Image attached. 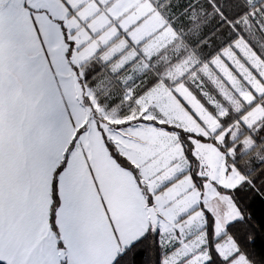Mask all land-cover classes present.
Segmentation results:
<instances>
[{
	"label": "snow or ice",
	"instance_id": "1",
	"mask_svg": "<svg viewBox=\"0 0 264 264\" xmlns=\"http://www.w3.org/2000/svg\"><path fill=\"white\" fill-rule=\"evenodd\" d=\"M0 264H264V0H0Z\"/></svg>",
	"mask_w": 264,
	"mask_h": 264
}]
</instances>
